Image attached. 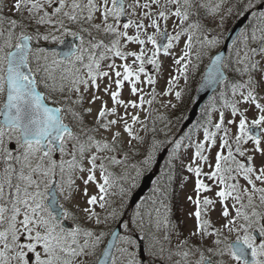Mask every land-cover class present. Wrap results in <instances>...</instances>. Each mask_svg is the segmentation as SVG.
I'll return each mask as SVG.
<instances>
[{
	"label": "snow or ice",
	"instance_id": "6c2138e0",
	"mask_svg": "<svg viewBox=\"0 0 264 264\" xmlns=\"http://www.w3.org/2000/svg\"><path fill=\"white\" fill-rule=\"evenodd\" d=\"M260 9L264 0H0V264H264ZM233 12L256 26L228 56L213 53ZM57 42L67 51L45 46ZM205 57L202 86L219 95L195 138L178 137L154 105L181 101ZM161 148L152 194L128 215ZM177 169L191 185L180 223Z\"/></svg>",
	"mask_w": 264,
	"mask_h": 264
},
{
	"label": "rangeland",
	"instance_id": "374dc122",
	"mask_svg": "<svg viewBox=\"0 0 264 264\" xmlns=\"http://www.w3.org/2000/svg\"><path fill=\"white\" fill-rule=\"evenodd\" d=\"M260 10H264V9H260ZM240 15H242V14H240ZM240 15H238L236 12H233V14L231 15V16H228L227 18H226V20H225V22H224V27L222 28V29H218L217 31H220L221 33H222V35H223V33H224V31L225 32H227L228 31V29H229V27H227L228 26V24L230 23V21L231 20H233V21H235ZM256 26V21L254 20V18H252L251 20H250V22H249V26L245 29V30H248V31H251V29L253 28V27H255ZM209 27H210V29H212V28H215V25L214 24H211L210 22H209ZM244 30V31H245ZM243 31V32H244ZM210 35H211V33H210ZM65 38V37H64ZM57 43H59V42H57ZM222 43H223V39L221 40V45H220V47L222 46ZM48 44H56V43H48ZM255 46V45H254ZM220 49V48H219ZM218 49V50H219ZM231 49H232V47H231ZM231 49H230V52H231ZM213 51V53H215L216 51H217V49H213L212 50ZM230 52H229V54H230ZM228 54V55H229ZM208 63H209V61H208V58L207 57H205L204 58V62L201 64V66H200V70L194 75V76H190V79H189V82H188V85L187 86H185L184 84H183V82L181 83V87L182 88H185V92H184V96H183V98H182V100L181 101H176L175 100V98H174V96L173 97H162V98H159L160 99V102H158V103H156L155 105H154V109L156 110V111H154V115H157V116H159V115H163V116H165V117H167V120L168 121H171V124H170V126H169V129H168V131L169 132H174V134L176 135V136H178V134H179V130H178V128H177V124L179 123V120L181 119V117L185 114V112H187L188 110H189V108L191 107V105H192V101L194 100L193 98H194V94H195V92H196V88H197V85H198V82H199V80H200V78L199 77H201V74H202V70H204L206 67H207V65H208ZM146 68H147V70L151 73L152 72V66L151 65H146ZM165 87V80H164V78L162 77L160 80H159V82H158V85H157V91H160V90H162L163 88ZM125 95H127V92H125ZM168 100H171L172 101V103H174V104H176L177 106H176V108H171V107H165L164 105H166L167 104V102H168ZM209 105V104H208ZM207 105V106H208ZM206 106V107H207ZM206 107H205V109H206ZM142 118H143V114H142ZM165 123H166V121H161V120H157L156 121V124L158 125V127H160L161 129H164L165 128ZM150 124H152L151 123V121H149V128H151L150 127ZM198 126V125H197ZM149 134L151 133V132H148ZM142 135H145V133H141ZM146 136H147V134H146ZM194 138H195V136H194ZM148 140H151V139H149L148 138ZM164 148H161V150L158 152V153H156V155H155V159H154V162H153V166H155L156 165V162H157V159H158V156H159V154L162 152V150H163ZM143 152V149H141V153ZM168 154H169V152L167 153V155H166V161L165 162H167L168 161ZM164 159V160H165ZM136 157H132L131 158V163H135L136 161ZM164 162V163H165ZM164 165V164H163ZM153 166H151L152 168H153ZM116 171H120V169H116ZM145 172H147V171H143L142 172V174H141V176L137 179V181H136V186H138V182H139V180H140V178L142 177V175L145 173ZM160 177V176H159ZM158 177V178H159ZM158 178H156V180L158 179ZM155 180V181H156ZM154 181V182H155ZM153 187H154V184H153V186H152V188H151V190H150V192L148 193V194H146V196L141 200V202L142 201H144L145 199H147L151 194H152V189H153ZM190 189H191V185H188V187H187V189H185V188H183V187H181V189H180V194H179V199L177 200V203L176 204H173L172 202H171V206H172V219L174 220V222H176V223H180L181 221H184L185 220V209H186V205H185V202H184V194H185V191H190ZM131 193L132 192H130L129 194L131 195ZM130 195H128V198L126 199V200H128L129 201V199H130ZM140 202V203H141ZM125 203H126V201H125ZM139 203V204H140ZM127 205H128V203H126ZM138 204V205H139ZM136 208V207H135ZM135 208H131L130 207V205H128V207H127V209H126V211H129V212H133L134 210H135ZM213 219H215V216H213ZM188 226H190V222H188V224H185L183 227H185V229L188 227ZM233 239H234V237H232Z\"/></svg>",
	"mask_w": 264,
	"mask_h": 264
},
{
	"label": "water",
	"instance_id": "95a60500",
	"mask_svg": "<svg viewBox=\"0 0 264 264\" xmlns=\"http://www.w3.org/2000/svg\"><path fill=\"white\" fill-rule=\"evenodd\" d=\"M249 15H250V12H246L243 16H241L235 22V24L232 26L229 32L227 33L223 46L219 50V52H222L223 55L227 56L230 46L236 40L241 29L246 24L249 18ZM72 39H73L72 37L65 38L66 41H72ZM76 43H78V41ZM45 46L49 48L50 50L55 49V50H58L59 52L67 51V49L65 48V45L63 44H53V45L46 44ZM206 71H207V68L205 69V72ZM216 89L217 88H214V87L205 88L202 86V83H200L197 89L195 102L189 111L187 119L183 123L182 130L188 127L195 120V118L197 117L199 113V110L202 108L204 103L208 100V98L213 94V92ZM165 153H166V150H164V152L160 155L159 163L163 160ZM154 177H155V172H149L144 175L142 182L140 183L139 187L137 188V190L133 193L131 197L130 202L132 206H135L140 201V199L147 193V191L150 189L152 185Z\"/></svg>",
	"mask_w": 264,
	"mask_h": 264
},
{
	"label": "trees",
	"instance_id": "16d2710c",
	"mask_svg": "<svg viewBox=\"0 0 264 264\" xmlns=\"http://www.w3.org/2000/svg\"><path fill=\"white\" fill-rule=\"evenodd\" d=\"M234 20V19H233ZM233 20H231L230 21V23L228 24V26L227 27H230L232 24H233ZM203 71V70H202ZM219 95V92H217L216 93V95L215 96H218ZM194 99V98H193ZM194 101V100H193ZM201 114H203V112L201 113ZM200 114V115H201ZM185 115V114H184ZM184 115H183V117H184ZM205 119V118H204ZM201 121H203V120H201ZM182 122H183V119H182V117H181V119L179 120V123L177 124V128H178V130L180 129V127H181V124H182ZM150 127H152V124H150ZM156 128H157V130H158V138L159 139H164V132L163 131H159L161 128L160 127H158V125L156 124ZM193 128H194V126H193ZM150 132V131H149ZM185 134H181L180 136H184ZM151 139L152 138V133H147V139ZM141 157H136V160L135 161H137L138 159H140ZM167 162H165L164 163V165H161V167H160V169H159V174H158V177L161 175V172H162V170L164 169V166H165V164H166ZM151 166H153V163H152V165ZM149 167L147 170H149L150 168H152V167ZM146 171V170H145ZM181 178H182V173H181V170L180 169H177V172H176V179L174 180V182H173V186H172V189H173V196H172V200H171V202L173 203V204H176L177 203V200L179 199V194H180V189H181ZM134 189L135 188H133V190L132 191H134ZM131 191V192H132ZM126 203H128V205H130V203H129V201L128 200H126ZM131 207V206H130ZM127 214L128 215H131V212H129V211H127Z\"/></svg>",
	"mask_w": 264,
	"mask_h": 264
},
{
	"label": "flooded vegetation",
	"instance_id": "af4514ba",
	"mask_svg": "<svg viewBox=\"0 0 264 264\" xmlns=\"http://www.w3.org/2000/svg\"><path fill=\"white\" fill-rule=\"evenodd\" d=\"M253 18V16L249 19L251 20ZM249 26V24H247L245 27H244V30ZM58 52V51H57Z\"/></svg>",
	"mask_w": 264,
	"mask_h": 264
}]
</instances>
